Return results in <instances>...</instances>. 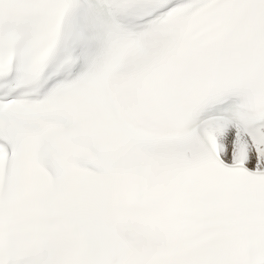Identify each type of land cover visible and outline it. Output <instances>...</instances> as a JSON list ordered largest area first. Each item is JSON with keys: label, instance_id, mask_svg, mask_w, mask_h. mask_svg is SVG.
Segmentation results:
<instances>
[{"label": "snow or ice", "instance_id": "6c2138e0", "mask_svg": "<svg viewBox=\"0 0 264 264\" xmlns=\"http://www.w3.org/2000/svg\"><path fill=\"white\" fill-rule=\"evenodd\" d=\"M0 264H264V0H0Z\"/></svg>", "mask_w": 264, "mask_h": 264}]
</instances>
